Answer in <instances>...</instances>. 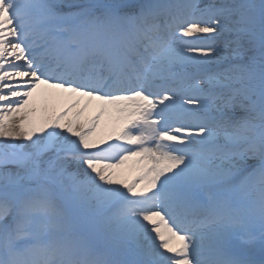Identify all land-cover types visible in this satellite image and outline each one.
I'll return each mask as SVG.
<instances>
[{
  "label": "snow or ice",
  "instance_id": "obj_1",
  "mask_svg": "<svg viewBox=\"0 0 264 264\" xmlns=\"http://www.w3.org/2000/svg\"><path fill=\"white\" fill-rule=\"evenodd\" d=\"M0 264H264V0H0Z\"/></svg>",
  "mask_w": 264,
  "mask_h": 264
},
{
  "label": "bare ground",
  "instance_id": "obj_2",
  "mask_svg": "<svg viewBox=\"0 0 264 264\" xmlns=\"http://www.w3.org/2000/svg\"><path fill=\"white\" fill-rule=\"evenodd\" d=\"M219 46H222V42L219 43ZM91 114V113H90Z\"/></svg>",
  "mask_w": 264,
  "mask_h": 264
},
{
  "label": "rangeland",
  "instance_id": "obj_3",
  "mask_svg": "<svg viewBox=\"0 0 264 264\" xmlns=\"http://www.w3.org/2000/svg\"><path fill=\"white\" fill-rule=\"evenodd\" d=\"M220 43V42H219Z\"/></svg>",
  "mask_w": 264,
  "mask_h": 264
}]
</instances>
